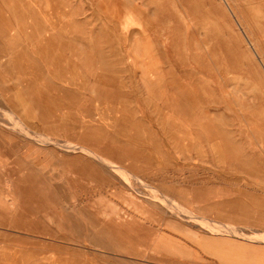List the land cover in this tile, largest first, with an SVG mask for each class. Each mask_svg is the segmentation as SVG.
<instances>
[{
  "label": "rangeland",
  "instance_id": "1",
  "mask_svg": "<svg viewBox=\"0 0 264 264\" xmlns=\"http://www.w3.org/2000/svg\"><path fill=\"white\" fill-rule=\"evenodd\" d=\"M224 2L0 0V264H264V0Z\"/></svg>",
  "mask_w": 264,
  "mask_h": 264
},
{
  "label": "bare ground",
  "instance_id": "2",
  "mask_svg": "<svg viewBox=\"0 0 264 264\" xmlns=\"http://www.w3.org/2000/svg\"><path fill=\"white\" fill-rule=\"evenodd\" d=\"M225 2V4H227L228 5V7H229V9L231 10V12L233 13V15L235 14L234 13V11H233V9H232V7L230 6V4H229V2H228V0H224ZM51 6V5H50ZM227 7V8H228ZM120 11V10H119ZM41 13V12H40ZM119 14V13H118ZM232 15V16H233ZM235 19H236V23H238V26H240V28L242 29V31H243V33H244V35L246 36V38H247V40H248V43L252 46V42H251V39H250V37H249V35L247 34V32L245 31V29L243 28V26H242V24H241V21L238 19V17L235 15ZM36 21H37V19H36ZM51 21V20H50ZM234 22H235V20H234ZM42 23V22H41ZM40 23V24H41ZM55 24V23H54ZM52 25V24H51ZM50 25V26H51ZM57 25V24H56ZM43 26V25H42ZM49 26V27H50ZM59 26V25H58ZM57 26V27H58ZM41 27V26H40ZM39 27V28H40ZM45 29V28H44ZM234 30V29H233ZM235 30H236V28H235ZM46 31V30H45ZM28 31H26V33H27ZM58 32V31H57ZM24 33H25V31H24ZM242 33V34H243ZM60 34V33H59ZM243 35V36H244ZM27 36V35H26ZM45 36H47V35H45ZM62 36V35H61ZM73 36V35H72ZM3 38V37H2ZM25 38V37H24ZM52 38H54V37H52ZM55 39H56V37H55ZM58 39V38H57ZM7 41H9V40H7ZM138 41V40H137ZM139 41H140V39H139ZM3 42V41H2ZM248 43H246V44H248ZM14 46V45H13ZM18 46V45H17ZM250 47V46H249ZM252 48H253V52H255V54H256V56H257V58L259 59V61L264 65V62H263V58H262V56L260 55V53H259V51L254 47V46H252ZM59 49V48H58ZM98 49H103V48H98ZM61 50V49H60ZM59 59V58H58ZM43 60V59H42ZM97 60V59H96ZM83 62V61H82ZM46 63V62H45ZM67 63V62H66ZM98 64V63H97ZM97 64H96V67H98L97 66ZM81 65H83V64H81ZM51 67V66H50ZM58 67H59V65H58ZM69 68V67H68ZM48 71H49V69H48ZM59 71V70H58ZM92 72V71H91ZM96 72H98V71H96ZM95 72V73H96ZM101 72V71H100ZM103 76H105L106 74H105V72H104V74H102ZM54 76H56V75H54ZM72 76V75H71ZM107 76V75H106ZM116 77H114L113 76V78H117V76L118 75H115ZM105 78V77H104ZM103 78V79H104ZM102 79V78H101ZM75 80V79H74ZM55 81V80H54ZM98 81H102V80H99L98 79ZM105 81V80H104ZM115 81H117V80H115ZM106 82H108V81H106ZM111 82V81H110ZM112 82H114V80H112ZM72 83V82H71ZM70 84V83H69ZM67 85V84H66ZM72 85V84H71ZM83 85V84H82ZM105 85V84H104ZM109 85V84H108ZM82 110H83V108H82ZM9 111V110H8ZM8 111H6V112H4V114L6 115V113L7 114H10V111L8 112ZM14 112V111H13ZM1 113H3V112H1ZM15 114V113H14ZM12 115H13V113H12ZM17 115V114H16ZM8 116H10L11 117V115H8ZM2 117H3V115H2ZM13 117V116H12ZM15 117V116H14ZM13 117V118H14ZM15 120V119H14ZM16 120H17V118H16ZM21 123H22V125L25 127V128H27V129H29V126H27L25 123H24V121H22V120H19ZM19 122V123H20ZM18 123V122H17ZM1 124H4V123H1ZM13 125V124H12ZM16 125V124H15ZM21 124H20V127H19V129L20 128H22L21 126H22ZM6 126V125H5ZM8 126V125H7ZM24 127H23V130H24ZM4 128V127H3ZM7 130V129H6ZM9 130V129H8ZM22 130V131H23ZM25 131V130H24ZM26 133V132H25ZM33 133V132H32ZM16 134V133H15ZM28 134V133H27ZM27 134H26V136H27ZM38 135V134H37ZM39 135H41V134H39ZM20 136V135H19ZM25 136V137H26ZM24 137V136H23ZM22 137V138H23ZM28 137H30V136H28ZM35 136H34V134H33V139H35L34 138ZM41 137V136H40ZM32 138V137H31ZM16 139V138H15ZM21 139V138H20ZM55 139V138H54ZM36 140V139H35ZM31 141V140H30ZM45 141H47V143H52L50 140H45ZM44 141V142H45ZM15 142V141H14ZM58 143H59V141H58ZM67 143V142H66ZM51 145V144H50ZM77 145V144H76ZM44 146V145H43ZM58 146H59V144H58ZM67 147H72L71 145H67ZM74 147V146H73ZM72 147V148H73ZM79 147V146H78ZM81 148L82 149H86V147H82L81 146ZM26 149V148H25ZM68 150V149H67ZM93 150V149H92ZM71 151H72V149H71ZM82 152V151H81ZM89 152H91V153H93V151H91V150H89ZM95 154V153H94ZM90 156H91V154H90ZM93 156V155H92ZM102 160H104L103 162H105L107 165H109V166H111V167H117V168H121L120 167V165L118 166V165H116V164H114L115 162H112V160H110V159H108V158H106V157H103V159ZM99 161V160H98ZM100 162H102V161H100ZM118 164V163H117ZM123 171V170H122ZM142 181V180H141ZM151 189V188H150ZM152 189H153V187H152ZM155 191V190H154ZM158 193V192H157ZM142 194V193H141ZM160 194V193H159ZM162 194V193H161ZM21 195V194H20ZM163 196H164V194H163ZM170 203V202H169ZM177 204V203H176ZM178 205V204H177ZM180 207V206H179ZM183 208V207H182ZM253 208H255V207H253ZM184 210H187V211H189L188 209H185V208H183ZM186 211V212H187ZM256 211V210H255ZM193 213V212H192ZM186 215V214H185ZM198 216V215H197ZM203 216V215H202ZM253 216V215H252ZM191 217V216H190ZM181 218V217H180ZM179 218V219H180ZM183 218V217H182ZM205 218H206V216H205ZM205 218H204V221H206L205 220ZM203 219V218H202ZM196 220V219H195ZM210 220V219H209ZM184 221V220H183ZM187 221V220H186ZM203 221V220H202ZM208 221V220H207ZM188 222H189V220H188ZM195 222V221H194ZM197 222V221H196ZM214 222V221H213ZM216 222V221H215ZM209 223V222H208ZM210 224V223H209ZM221 224V223H220ZM221 225H223V224H221ZM225 225H226V223H225ZM206 226V225H205ZM228 226V225H227ZM226 226V227H227ZM211 227H213V226H211ZM229 227H231L230 225H229ZM206 229H208V228H206ZM211 229V228H210ZM209 229V230H210ZM230 229V228H229ZM208 230V231H209ZM230 231L232 232V234L233 235H235V236H239V237H242L243 239H249V240H253V241H257V242H264V233H244V232H241L240 233V231L239 230H237V228H232V229H230ZM229 232V231H228ZM211 233V232H210ZM220 233V232H219ZM216 235V234H215ZM230 236V235H229ZM221 237H223V236H221ZM232 237V236H231ZM218 238H220L219 236H218ZM225 237H223L222 239H224ZM235 238V237H234ZM238 239H240V238H238ZM233 240V239H232ZM237 240V239H236ZM246 242V241H245ZM249 242V241H248ZM243 242H241V244H242ZM253 243V242H252ZM264 244V243H263ZM222 245V244H221ZM238 245V244H237ZM250 245V244H249ZM238 247H240V246H238ZM262 247V246H261ZM260 247V248H261ZM264 247V246H263ZM210 248V247H209ZM246 248V247H245ZM252 248V247H251ZM212 249H214L213 247H212ZM216 249V248H215ZM214 249V250H215ZM237 250H238V248H237ZM240 250V249H239ZM238 250V251H239ZM217 251V250H216ZM226 252H224L223 254H225V256H233L234 258L236 257V258H240V256L241 255H243V253L242 252H235V253H231L229 250H225ZM229 252L231 253V254H229ZM54 254V253H53ZM11 255V254H10ZM249 255V254H248ZM256 255V254H255ZM10 257H12V256H10ZM9 257V258H10ZM52 257V256H51ZM256 257V256H255ZM242 258V257H241ZM251 258V257H250ZM17 259H19L18 257H17ZM53 259H54V257H53ZM15 260V259H14ZM43 260V259H42ZM51 260V259H50ZM256 260V259H255ZM19 262H20V259L18 260ZM59 261V260H58ZM39 262V261H38ZM65 263V262H64ZM67 263V262H66Z\"/></svg>",
  "mask_w": 264,
  "mask_h": 264
},
{
  "label": "crops",
  "instance_id": "3",
  "mask_svg": "<svg viewBox=\"0 0 264 264\" xmlns=\"http://www.w3.org/2000/svg\"><path fill=\"white\" fill-rule=\"evenodd\" d=\"M99 55H100V58L97 57V61L95 62L92 59V58H94V56L91 57L88 53H86L85 51H82L81 56H80L81 57V62L83 61L82 62L84 64L83 66H85V68L87 69V72H91V71L92 72H96V71H98L97 73H99V74H104V72L106 73V70H105L106 66L104 65L105 60H104V58L102 56V52H101V54L99 52ZM96 64H97L98 67H96ZM101 64H103V65H101ZM90 67H93V68L96 67L98 69L97 70H90ZM99 68H101V69L104 68V70H99ZM98 79H99V77H98ZM99 80H102V79H99ZM102 81H104V80H102ZM50 224H51V230H50V232H47L46 231V228H44L41 231L42 234H44V235H48L49 234V242L59 243V244H65L66 242L64 240L59 239V237L58 238H54L52 236L53 229L56 228L59 225V223H57V222H55L56 227H54L52 225V224H54V217L53 216H50ZM35 232H39V231L38 230H35ZM46 244H48V243H46Z\"/></svg>",
  "mask_w": 264,
  "mask_h": 264
}]
</instances>
